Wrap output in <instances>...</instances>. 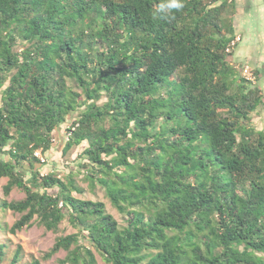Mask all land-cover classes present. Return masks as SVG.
Returning a JSON list of instances; mask_svg holds the SVG:
<instances>
[{
  "label": "trees",
  "instance_id": "16d2710c",
  "mask_svg": "<svg viewBox=\"0 0 264 264\" xmlns=\"http://www.w3.org/2000/svg\"><path fill=\"white\" fill-rule=\"evenodd\" d=\"M160 2L0 0V180L6 196L25 193L0 213L21 215L12 234L35 218L77 229L45 260L264 264V127L252 120L264 93L231 61L237 0H183L168 18ZM68 123L61 153L78 151L79 171L44 172ZM77 173L124 225L73 195ZM21 261L18 247L9 264Z\"/></svg>",
  "mask_w": 264,
  "mask_h": 264
},
{
  "label": "rangeland",
  "instance_id": "374dc122",
  "mask_svg": "<svg viewBox=\"0 0 264 264\" xmlns=\"http://www.w3.org/2000/svg\"><path fill=\"white\" fill-rule=\"evenodd\" d=\"M237 6V13L233 18L238 34L236 39L238 46L234 49L235 55L231 58V61L238 67L242 77L258 86L264 93V0H237ZM246 69L249 70L247 74H245ZM255 72H258L257 76ZM252 120L257 129L264 127V104L257 112L252 114ZM69 123L63 126L56 136L55 149L45 159L44 172L56 169L63 175L70 167H73L75 171H79L73 163L78 151L73 154L70 160L64 159L61 153V149L67 140L66 129ZM76 180L85 192L84 194L74 193L75 197L103 202L108 213L113 215L120 225L125 224L122 215L112 206L101 188L98 187L93 190L78 173L76 174ZM7 182L8 179L6 178L0 180V200H22L25 193L18 189L13 190L8 196L5 195L4 186ZM20 217V214L11 211L0 213V224L7 226L8 229L1 234V238L9 246L7 263L9 264L18 247H21V264H29L33 260H40L42 264H62L61 261L67 256L66 251H60L47 260L44 259V256L52 249L57 237L76 233L77 229L66 220L62 223L59 233L50 232L41 226L39 220L35 218L30 227L12 234L9 229ZM96 257L97 264H108L98 253H96Z\"/></svg>",
  "mask_w": 264,
  "mask_h": 264
},
{
  "label": "clouds",
  "instance_id": "9594fccd",
  "mask_svg": "<svg viewBox=\"0 0 264 264\" xmlns=\"http://www.w3.org/2000/svg\"><path fill=\"white\" fill-rule=\"evenodd\" d=\"M158 11L168 18L170 14L175 10L179 11L184 7L183 0H161L158 4Z\"/></svg>",
  "mask_w": 264,
  "mask_h": 264
},
{
  "label": "built area",
  "instance_id": "2783aa9c",
  "mask_svg": "<svg viewBox=\"0 0 264 264\" xmlns=\"http://www.w3.org/2000/svg\"><path fill=\"white\" fill-rule=\"evenodd\" d=\"M248 71H249V70H248V69H246V70H245V74H247V73H248ZM37 155H39V154H37Z\"/></svg>",
  "mask_w": 264,
  "mask_h": 264
}]
</instances>
